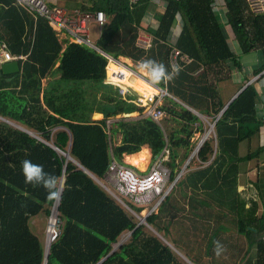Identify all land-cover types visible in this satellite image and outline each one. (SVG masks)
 Segmentation results:
<instances>
[{
    "label": "trees",
    "instance_id": "trees-1",
    "mask_svg": "<svg viewBox=\"0 0 264 264\" xmlns=\"http://www.w3.org/2000/svg\"><path fill=\"white\" fill-rule=\"evenodd\" d=\"M90 1L91 7L81 5L79 10L106 14L107 24L98 41L106 53L141 64L154 60L173 73L171 59L174 48H178L179 71L169 79V91L206 117L214 119L219 115L226 103L216 85L232 78L234 69L242 71L243 64L238 51L231 49L224 26L214 12L215 0H165L169 8L161 17L150 49L141 47L137 36L141 29L148 30L147 15L153 0H140L133 7L129 0ZM225 2L227 24L240 51L262 52V63L252 70L257 76L264 71V13L254 12L247 0ZM178 14L184 18V28L174 38L173 24ZM30 28L33 18L27 11L13 0H0V42H6L13 53L31 50L21 71L6 74L0 68V115L34 124L44 140L0 124V264H190L179 259L173 247L155 231L146 230L147 224L136 227L125 209L87 171L104 177L111 149L113 156L121 160L148 145L155 160L170 150L166 164L173 171L172 180H176L183 160L193 151L192 138L204 133L199 117L171 100L170 106L162 109L180 123L181 129L167 136L151 118L121 119L112 127V137L120 133L121 143L111 146L105 121L145 110L138 105L137 96L131 92L121 95L119 86L108 79L106 56L82 44L60 41L43 19L38 20L34 42L25 39ZM201 67L203 72L196 76ZM55 69H59L60 77L49 79L44 86L43 79ZM244 80H249L248 74ZM41 94L48 111L38 118L34 113L25 115L28 108L34 110L42 105ZM257 97L256 84L252 83L230 104L215 126L216 140L210 138L204 143L171 195L148 216V222L170 237L193 264H201L203 257L210 256L212 238L217 241V234L226 232V227H208L212 220L235 223L236 229L228 238L223 236L222 242L219 240L221 246L230 244L226 248L230 251H216L213 263L209 260L207 264H264V210L257 213V202L250 205L240 190L243 168L255 170L250 183L264 207V145L252 146L264 126L258 116ZM94 114H102L104 119L93 121ZM196 123L200 126L195 127ZM55 129L58 130L53 132ZM243 143L248 147L245 154ZM180 149L186 154L181 156ZM67 152L74 160L63 154ZM24 159L43 165L46 173L58 178V187L62 177L66 178L59 206V233L47 263L46 244L32 231L30 220L41 213L51 215L57 201L48 199L43 186L25 183L21 170ZM125 203L133 208L131 202ZM130 231L128 239L112 251L118 237ZM205 241L207 253L201 256ZM252 256H256V263Z\"/></svg>",
    "mask_w": 264,
    "mask_h": 264
},
{
    "label": "built area",
    "instance_id": "built-area-1",
    "mask_svg": "<svg viewBox=\"0 0 264 264\" xmlns=\"http://www.w3.org/2000/svg\"><path fill=\"white\" fill-rule=\"evenodd\" d=\"M14 1L17 5L25 8L30 13L46 19L49 26L55 31L66 33L71 41L70 43L85 45L106 56L109 60L107 66L108 79L119 86V92L121 95L130 92L135 94L138 98V105L145 109L137 114V119L151 118L159 123L164 129L163 122L169 117V114L166 110L162 109V106L167 99H176L168 89L169 80H164L165 85H163L162 81L155 83L152 79H148L149 82H152L150 83L151 86L158 90L157 94L148 97H145L146 94L140 95V92L136 91L133 86L129 84L130 80L138 77V73L133 70V66L128 62L118 59L116 60L109 56V54L104 52L97 43H93L90 38V26L92 24H96L101 31L107 24V16L103 11H67L57 7L49 8L42 0ZM249 1L252 3L256 0ZM139 2L140 0H129L131 7L137 5ZM165 3L168 2L165 1ZM153 40V35L147 34L138 38V44L143 48L150 49L153 46ZM178 55V51H175L172 54L171 62L173 68L179 66L180 60ZM22 58H24L23 55L12 53L6 43L0 42V63L9 61L18 62ZM124 118L128 119L126 116ZM119 119L111 118L106 121V131L108 135L111 133L112 125ZM169 155L170 150L166 149L158 159L153 161L151 166L148 167L145 172H139L116 160L111 152L112 159L105 177L107 183L112 186V188L105 187L107 193L121 205H124L122 200L127 199L134 204L149 206L150 214H152L159 208L166 198L170 196L173 190H168V186L173 182L172 169L166 164L169 160ZM58 233L59 229L58 231L55 229L53 232L55 237Z\"/></svg>",
    "mask_w": 264,
    "mask_h": 264
},
{
    "label": "crops",
    "instance_id": "crops-1",
    "mask_svg": "<svg viewBox=\"0 0 264 264\" xmlns=\"http://www.w3.org/2000/svg\"><path fill=\"white\" fill-rule=\"evenodd\" d=\"M14 1V0H13ZM43 1V0H42ZM73 5H74V7H72V8H68L67 6H66V4H64V5H62V6H60L59 4L61 3L60 2V0H57L56 1V3H55V5L53 4V5H49V4H46V2H44L46 5H47V7H49V8H53V7H57V8H61V9H65V10H67V11H81V10H79L80 9V7H81V5L82 6H87V7H91L92 6V2L90 1V0H69ZM248 2V1H247ZM75 3V4H74ZM14 4L15 5H17L16 3H15V1H14ZM150 5H155L157 8V10H156V13H157V15H156V17H154L153 15H152V13H151V10H150V14L149 15H147V21H148V23H150V25H148V30H146V29H141L140 30V32H139V35L137 36V41H138V38L140 37V36H145V35H147V34H150V35H153V37H154V40H153V44H154V41H155V39H156V37H157V33L159 32V28H160V25H161V20H158V15L160 14L161 15V17L162 16H164V15H166V13H167V11H168V8H169V6H168V3H165V0H153L152 2H151V4ZM17 6H19V5H17ZM213 6H214V12H216L217 13V15L219 14V15H221V18L222 19H220V22L222 23V24H224V25H226L227 24V18H226V2H225V0H215V2H214V4H213ZM19 8L21 9H24L25 11H27L30 15H31V17L33 18V28H30V29H28L27 30V32H26V34H25V39L26 40H28V39H31V41L32 42H34V40H35V38H36V28H37V23H38V20L39 19H43L44 21H46V23H47V25L49 26V24H48V22H47V20L46 19H44V18H42V17H38L37 15H35V14H32V13H30L28 10H26L25 8H23V7H21V6H19ZM254 9V8H253ZM255 11H257L256 9H254ZM218 15V16H219ZM223 25V26H224ZM228 25V24H227ZM230 26V25H229ZM49 27H51V26H49ZM183 28H184V18L182 17V15H177L176 16V18H175V22H174V24H173V33H172V37H174V38H176V37H179L180 36V34H181V32H182V30H183ZM230 28H231V26H230ZM51 29H53L52 27H51ZM224 31H225V33H226V36H227V38H228V42H229V44H230V47H231V49H233V47H232V44H231V41H230V39H229V35H227V30H226V28H225V26H224ZM54 30V29H53ZM231 31H232V29H231ZM54 32L57 34V36H58V38H59V40L61 41V40H66L68 43H70L71 41H70V39L68 38V36H67V34L66 33H60V32H57V31H55L54 30ZM154 32V33H153ZM157 32V33H156ZM232 34H234L233 32H232ZM234 36V35H233ZM234 38H235V36H234ZM235 40H236V38H235ZM2 42H4V41H2ZM4 43H6V42H4ZM236 43H238V41H236ZM7 44V43H6ZM66 45L64 46L63 45V49H62V52H63V50L65 49V47L67 46V43H65ZM8 45V44H7ZM238 45H239V43H238ZM100 47V46H99ZM9 48V47H8ZM101 48V47H100ZM102 49V48H101ZM10 50V49H9ZM103 50V49H102ZM234 50V49H233ZM11 51V50H10ZM175 51H178L179 52V49L178 48H174V51H173V53L175 52ZM235 51V50H234ZM12 52V51H11ZM30 52H31V50L28 52V53H14V54H21V55H23L24 56V58H22L21 60H19L18 61V63H19V66H20V69H19V71H21V68H22V62H24L27 58H28V55L30 54ZM105 52V51H104ZM236 52V51H235ZM13 53V52H12ZM236 53H238V52H236ZM108 54V53H107ZM109 56H111V55H109ZM112 57V56H111ZM114 58V57H113ZM116 60L118 59V60H121V61H123V59H125L126 60V62H129L130 60L132 61V59L131 58H128V57H125V56H118L117 58H115ZM9 62H13V61H9ZM5 63H7V62H5ZM5 63H0V68L2 69V67H3V65L5 64ZM59 61L57 62V64H56V66H58L59 65ZM139 64V63H138ZM225 64H229V62H227V63H225ZM131 65H133V64H131ZM179 65H180V63H179ZM231 66H232V64H231ZM134 68V67H133ZM201 68H203V67H201ZM245 69V67L243 66V69H242V71H240L239 69H236V71H235V69H234V73H233V76H232V78H234L236 81H234L233 80V83H234V86H235V89H234V91L230 94V96L228 97V99H226V97L224 96V93H220L219 94V96H220V98L222 99V101L224 102V103H229L233 98H234V96L236 95V94H238L240 91H241V86H243V83L245 82V80H244V78L246 77V74H248V76H249V74H250V76H251V72H252V69H248L246 72H244L243 74H242V72H243V70ZM3 70V69H2ZM134 71H136L135 69H133ZM142 70V71H141ZM143 70H148V69H145V68H143V67H141L140 66V68H139V70H137L136 72L139 74V76L137 77V78H135V80L134 81H132V80H130L129 81V84L131 85V86H133V88L136 90V91H139L140 93H142V94H146V96L145 97H147V93H146V83L148 82L149 84H150V82L148 81V79L146 78V75H143V74H146L145 72H143ZM18 71V72H19ZM4 72V71H3ZM142 72V73H141ZM15 73V72H14ZM6 74H8V73H6ZM241 74L243 75L242 77H244V78H242L241 77ZM140 77H142V78H140ZM140 78V79H139ZM143 78H145L146 79V81H145V79H143ZM150 78V77H149ZM138 81V82H137ZM143 82V83H142ZM217 84V83H216ZM220 84V83H219ZM219 84H217L216 85V89L219 91V92H221L220 91V88H219ZM254 84H256V88H257V91H258V97H257V107H258V116H259V118H262V117H264V107L263 106H261L260 104H258L259 103V101H263L264 102V90H263V88H262V86H261V84H259V83H254ZM151 85V84H150ZM157 90V89H156ZM178 100V103L179 104H182V105H184V107H186V108H189V110H191V111H195V112H199V111H197V110H195V109H193V108H191L190 106H188V105H186L184 102H182V101H180L179 99H177ZM41 102H42V105H40V106H36L35 107V109L34 110H32L33 109V107L32 108H28V110L24 113L25 115H27L28 113H34V116L36 117V118H38L39 117V115L40 114H43L46 110L48 111V109L46 108V106H45V104H44V102H43V99L41 98ZM168 102V101H167ZM46 111V112H47ZM49 113H51V114H53L52 112H49ZM138 114V112H136V115ZM102 116V117H101ZM203 116H205V115H203ZM4 117V116H3ZM206 117V116H205ZM5 119H7L8 120V124L7 123H5L6 124V126H8V128H10V129H15V130H18L19 132L20 131H22V132H24V133H29V132H31L34 136H32V135H30V134H28L29 136H31V137H33V138H35V139H37L38 141H41V142H43L42 140H40L39 138H38V136H35V134L36 135H40V133H39V131L37 130V128L36 127H34L33 125H27V124H24V123H21L20 121H18V120H15L14 118H10V117H4ZM94 118H97V120L98 121H100L101 119H103V115H101V114H95V117H93V119ZM208 118V117H207ZM26 120H27V118H25ZM24 119V120H25ZM96 120V121H97ZM165 120H173L171 117H168L167 119H165ZM164 120V121H165ZM36 122V121H35ZM34 122V123H35ZM2 122H0V124H1ZM164 123V122H163ZM164 125V124H163ZM57 130V129H56ZM53 132H55L54 130H53ZM112 132V131H111ZM4 134L5 135H7L8 134V130H6V131H4ZM37 137V138H36ZM110 137V136H109ZM262 137H264V126L261 128V132H260V137H257V139H258V143H259V145H262L261 144V138ZM111 146H112V141H114L115 142V144H113V146H117V145H120V143H121V140H122V136H121V134L120 133H117V134H115L113 137H112V133H111ZM6 140H9V141H11V137L10 138H7V136H6ZM13 140H14V138H13ZM18 142H19V139H18ZM113 142V143H114ZM245 145H246V143H245ZM247 146V145H246ZM146 148H149V150L152 152V149L150 148V146H145V147H143L142 149H146ZM142 151V150H141ZM140 151V152H141ZM139 152V153H140ZM153 153V152H152ZM136 154H138V153H136ZM136 154H132V155H136ZM128 156H131V155H125L124 156V158H127ZM245 170H248V168L247 169H245ZM255 175V170H252L251 171V174L248 176V177H245V173L242 175V177H245V183L247 184H249V186H251V183H250V178L252 177V176H254ZM240 187H242V183H241V185H240ZM256 193L258 192L257 191V189H255L254 187L252 188ZM251 189V190H252ZM242 191V190H241ZM243 192V191H242ZM255 200V202H257V204H256V207L258 208V207H261V209H260V211L261 210H264V207L262 208V206H261V204H260V202L258 201V199H254ZM260 200V199H259ZM258 212H259V209H258ZM215 226H217L218 228H220V227H226V232H223L222 230L217 234L218 235V239H217V241H221L222 242V239H223V236H225L226 238H228L229 237V235H230V233H231V231H233L234 229H236V225H235V223H231V222H227V221H225V222H223V221H220V222H217V221H215V220H212L210 223H209V225H208V227H211V228H213V227H215ZM215 230V229H214ZM223 233L225 234V235H223ZM211 234L212 235H214V232H211ZM239 238H240V242H243L242 240L244 239V236L243 235H241V236H239ZM216 241L212 238V242H211V244H210V248H211V250H210V253H211V255L210 256H205V257H203V259L200 261L201 262V264H207L208 263V261L210 260L212 263H213V256L216 254V243H215ZM228 243V242H227ZM226 243V244H227ZM224 244V243H223ZM230 245V244H229ZM229 245H227V246H229ZM245 245V244H244ZM227 246L226 245H222L221 246V250H219V251H223V248H227ZM226 250H228V251H230V249H226ZM178 252H181L179 249L177 250ZM207 253V242L205 241L204 242V245H203V250H202V254H201V256L202 255H204V254H206ZM222 255L223 256H225L224 254H223V252H222ZM243 259V256L241 257V259L240 260H242ZM211 263V264H212ZM195 264V263H194Z\"/></svg>",
    "mask_w": 264,
    "mask_h": 264
},
{
    "label": "rangeland",
    "instance_id": "rangeland-1",
    "mask_svg": "<svg viewBox=\"0 0 264 264\" xmlns=\"http://www.w3.org/2000/svg\"><path fill=\"white\" fill-rule=\"evenodd\" d=\"M44 2H46V4H49V5H55V3H56V1L57 0H43ZM102 0H99V2H101ZM60 6H62V5H64V4H66V6L68 7V8H72V7H74V5L69 1V0H60ZM75 4V3H74ZM254 4H256V5H261V4H259L258 3V1L257 2H254ZM63 7V6H62ZM150 10H151V13H152V15L154 16V17H156V15H157V13H156V6L155 5H150ZM219 15V14H218ZM158 20H161V15L159 14L158 15ZM219 19H222L221 18V15H219ZM224 25V24H223ZM225 26V28H226V30H227V35H229V39H230V41H231V44H232V47H233V49L235 50V51H238V53H239V57L241 58V62H242V64H243V66L245 67V69L243 70V72H242V74L244 73V72H246L248 69H252V68H256V67H258L261 63H262V52L261 51H259V50H257V51H252V52H250V53H242L241 51H240V49H239V45H238V43H236V40H235V38H234V36H233V34H232V31H231V28H230V26L229 25H224ZM100 29H99V27L96 25V24H92L91 26H90V38H91V40H92V42L93 43H97L98 44V41L100 40ZM64 46L66 45V44H63ZM230 45V44H229ZM123 61H126L125 59H123ZM128 63H130V64H133V67H134V69L137 71V70H139V68H140V66H141V63H137V62H134L133 60L131 61H129ZM142 71V70H141ZM143 72H146V74H143V75H146V78L147 79H151V77H150V70L148 69V70H143ZM142 73V72H141ZM241 74V77L243 76ZM58 77H60V72H59V69H55L54 71H53V74L52 75H49V76H47L46 78H44L43 79V85L45 86L46 85V83H47V81L49 80V79H52V80H54V78H58ZM150 77V78H149ZM249 77H253V76H250V74H249ZM136 78V77H135ZM135 78H133L132 79V81H134L135 80ZM242 78H244V77H242ZM140 79V78H139ZM233 80L234 81H236L234 78H230V79H227V80H223V81H221L220 82V84H219V88H220V91H221V93H224V96L226 97V99H228V97L230 96V94L234 91V89H235V86H234V83H233ZM259 84H261V86H262V88H263V90H264V78H260L259 80ZM138 82V81H137ZM143 83V82H142ZM150 83H152V82H150ZM61 85L62 86H64V83H61ZM146 88L147 89H150V86L146 83ZM41 98H42V94H41V96H40ZM170 102H164V104H163V106H170ZM258 104H260L261 106H263L264 107V102L263 101H259V103ZM162 106V107H163ZM141 113V112H140ZM93 117H95V116H93ZM137 117V115H136V113H133L131 116H129V118H132V119H135ZM262 122H264V117H262V118H259ZM94 121H96L97 120V118H94L93 119ZM211 120H212V118H207V117H205V120H201L207 127H210V125H209V123L210 124H212L211 123ZM98 121V120H97ZM0 122H2V123H9L8 122V120L7 119H5L3 116H1L0 115ZM164 129H165V131H166V134H167V136H170L173 132H175V131H177L178 129H181V126H180V123H177V122H175L174 120H165L164 121ZM114 126V125H113ZM112 126V127H113ZM35 136H38L39 137V139L40 140H42V137L38 134V135H36L35 134ZM203 136L204 135H202V134H197V135H195L194 136V138L192 139V145H193V147H195V146H197L198 144H199V142H200V140L203 138ZM114 141H112V146H113V144H115V142L113 143ZM261 144L262 145H264V137H262L261 138ZM253 148H257V146H259V143H258V139H257V137L253 140ZM196 149V147L194 148V150ZM181 150V149H180ZM247 151H248V147L245 145V143H243V154H245V153H247ZM61 152V151H60ZM61 154H62V152H61ZM186 154V152H185V150L184 149H182L181 150V156H183V155H185ZM125 156V155H124ZM124 156L122 157V159L121 160H119L120 162H122V163H124L125 165H127V166H130V167H132L133 169H135L136 171H139V172H145L146 171V169L147 168H141V166H139V165H135L133 162H131L130 160H127L126 158H124ZM197 157V154L196 153H194V151H192L191 153H190V155L185 159V160H183V164H182V168L184 169V172H185V166L189 163L188 161H191L193 158H196ZM152 158H153V153L151 152V157H150V162H149V164H148V166H150L151 164V161H152ZM155 160V159H154ZM199 165L200 164H196L195 166L197 167V168H200L199 167ZM147 166V167H148ZM245 169H247V168H243V174L245 173V177H248L250 174H251V172H249L248 170H245ZM256 173V172H255ZM245 177H242L241 179H242V187H240V190H242L243 192V195L245 196V198L247 199V200H249V204L251 205L252 204V202L254 201V199L256 198V199H258V201L260 202V200H259V198H258V192L256 193L252 188H253V186H249V184L247 183H245ZM103 180V179H102ZM180 182V179L179 180H174V182H171V185L170 186H168V190H174V188H176L177 187V185H176V183L178 184ZM252 189V190H251ZM173 190H172V192H173ZM171 192V193H172ZM117 203V202H116ZM118 204V203H117ZM129 204V203H128ZM128 204L127 203H125L124 205H123V207H125V211H126V209H127V211H126V213H127V215L129 216V217H131L132 218V220L134 221V222H136L137 224H138V222H139V220L142 218V217H146V216H148L149 214H150V207H146V211L145 210H141V211H138V209L136 208V206H134L133 205V208L132 207H130L135 213H136V215H133L130 211H128V208H129V206H128ZM136 205H138V204H136ZM138 206H141V205H138ZM260 209H261V207H259V212H260ZM157 211V210H156ZM258 211H257V213H259ZM51 218H52V216L51 215H49V216H46L45 215V213H41V214H39V215H37V216H35V217H32L31 218V220H30V226H31V229H32V231L40 238V240H41V242H42V244L43 245H45L46 244V247H47V236H48V234L46 233V231H49L48 230V228H49V222H51ZM58 219V218H57ZM58 222H57V226H56V230L58 231V228H59V219L57 220ZM149 225H151L150 223H149ZM149 225H145V228H146V230H148V231H150V232H154V230L151 228V227H153V228H155L153 225H151V226H149ZM186 225L187 226H190V224L188 223V222H186ZM155 233V232H154ZM158 233H160V234H162V235H164L165 236V234H164V232H159L158 231ZM128 234H130L129 232H124V233H122L119 237H118V242H117V244H115V248H117V246L119 245V244H122V243H124L127 239H128V237H129V235ZM166 237V236H165ZM167 238V237H166ZM169 241H170V237H168L167 238ZM172 240V239H171ZM165 241V240H164ZM171 242V241H170ZM172 243V242H171ZM172 244H174V243H172ZM175 245V244H174ZM176 246V245H175ZM176 248H178L177 246L175 247V253H176V255H177V257L179 258V259H181L182 261H186V259H185V254H184V252H183V250H181L180 248H178L181 252H178L177 251V249ZM187 247H185V248H183L184 250L186 249ZM234 249H235V247H234ZM241 251V249H239V252ZM245 251H246V249H245ZM239 252H238V256H239ZM252 253L254 254V249H253V251H252ZM235 255H236V251H235ZM228 256H230V254L228 255ZM248 255H246L245 254V258L247 257ZM253 257V260H254V262L256 263V256H252ZM249 258V257H248ZM248 258L246 259L247 261H248ZM241 259V258H240ZM239 259V260H240Z\"/></svg>",
    "mask_w": 264,
    "mask_h": 264
},
{
    "label": "clouds",
    "instance_id": "clouds-1",
    "mask_svg": "<svg viewBox=\"0 0 264 264\" xmlns=\"http://www.w3.org/2000/svg\"><path fill=\"white\" fill-rule=\"evenodd\" d=\"M248 1V3L250 4V6H251V8H252V10L254 11V12H256V13H264V0H256L255 2H257L258 1V3L259 4H261V5H256V4H254V2H250L249 0H247ZM252 4H253V6H252ZM256 9L257 11H255L254 9ZM100 33H101V30H100ZM98 45V44H97ZM99 46V45H98ZM90 48V47H89ZM181 59H183V60H186V61H190V59H188L187 57H182ZM180 60V59H179ZM124 62H126V61H124ZM133 66V65H132ZM141 67H143V68H145V69H149L150 70V77H151V79H152V81H154L155 83H159V82H161L162 81V84H163V82H165L164 80H169V79H171L172 78V76H173V74H176V73H178V71H179V68L178 67H176V68H174L173 69V73H169L168 71H167V69L164 67V65H162V64H159V63H157L156 61H154V60H145V61H143L142 62V64H141ZM134 69V68H133ZM253 70V69H252ZM203 72V68H199L198 70H197V72L195 73V75L196 76H198V75H200L201 73ZM252 73V72H251ZM264 73V71L263 72H261L260 74H258L257 76H253V73L251 74V76H253V77H249V80H245V84H243V86H242V88H241V90L244 88V86L245 85H247V88H248V86L250 85V84H252V83H259V77L262 75ZM163 85H165V84H163ZM169 86V85H168ZM169 89V88H168ZM245 90V89H244ZM243 90V91H244ZM242 91V92H243ZM241 92V91H240ZM239 92V93H240ZM241 92V93H242ZM171 93V92H170ZM238 93V94H239ZM172 94V93H171ZM238 94H236V95H238ZM140 95H145V94H142V93H140ZM173 95V94H172ZM235 95V96H236ZM241 95V94H240ZM239 95V96H240ZM174 96V95H173ZM234 96V97H235ZM238 96V97H239ZM175 97V96H174ZM176 98V97H175ZM171 100H175L176 102H178V100H177V98L176 99H174V98H170V99H167L165 102H170L171 103ZM228 104V103H227ZM226 104V105H227ZM184 106V105H183ZM230 106V105H229ZM228 106V107H229ZM164 107V106H163ZM226 107V106H225ZM225 107H224V109H225ZM227 107V108H228ZM187 109H189V108H187ZM223 109V110H224ZM223 110L219 113V115H217L214 119H212L211 120V123L212 124H210L209 123V125H210V127H207L202 121H201V123L203 124V126H204V133L202 134V135H204L203 136V138L200 140V142H199V144L197 145V146H195L196 147V149L194 150V148L195 147H193V145H192V147H193V151H194V153H196L197 154V157H198V153H199V151H200V149L202 148V146L204 145V143L207 141V140H209L210 138H214L215 140H216V133H215V126H216V124H217V122L221 119V117L223 116ZM227 110V109H226ZM225 110V111H226ZM191 111V110H190ZM224 111V112H225ZM191 112H193L195 115H197L198 117H199V119L200 120H205V116H203L201 113H199V112H195V111H191ZM138 113H140V112H138ZM102 115V114H101ZM132 114H128V115H125V114H123V115H119V116H115V117H113V118H121V119H124V120H136L137 119V117L135 118V119H132V118H129V116H131ZM94 116H95V114H94ZM127 117L128 119H126V118H124V117ZM209 118V117H208ZM103 119H104V117H103ZM103 119H101V120H103ZM121 119H119V120H117V121H120ZM92 120H93V117H92ZM100 120V121H101ZM94 121V120H93ZM107 121V120H106ZM106 121H105V125H106ZM117 122H115L113 125H115ZM112 125V126H113ZM200 126V123H196L195 124V127H199ZM58 130V129H57ZM56 129L54 130L55 132L57 131ZM105 131H106V126H105ZM111 131H112V128H111ZM110 131V132H111ZM112 133V132H111ZM111 133H110V135H108L107 134V131H106V134L108 135V136H110L111 137ZM197 134H201V133H197ZM197 134H195V135H197ZM39 138V137H38ZM194 138V137H193ZM192 138V139H193ZM42 141L44 142V140L42 139ZM46 143V142H45ZM47 145H49V146H52V144L51 143H46ZM216 144H217V142H216ZM53 147V146H52ZM60 151V150H59ZM111 152H112V149H111V151H110V155H111ZM112 154H113V152H112ZM114 157V156H113ZM115 158V157H114ZM112 159V158H111ZM116 160H117V158H115ZM194 159V158H193ZM192 159V160H193ZM192 160L191 161H188L189 163L185 166V171H186V169H187V167H188V165L192 162ZM212 160H213V158H212ZM212 160H210V162H208V163H206L205 164V166H207L209 163H211L212 162ZM119 161V160H118ZM153 161H154V158H152V161H151V163L150 164H152L153 163ZM120 162V161H119ZM111 163V162H110ZM122 163V162H121ZM77 164V163H76ZM78 165H80V164H78ZM110 165V164H109ZM151 166V165H150ZM150 166H148V167H150ZM148 167H147V169H148ZM109 169V166H108V168H107V170ZM146 169V170H147ZM21 170H22V174H23V176H24V181H25V183H27V184H32V185H34V186H36V185H39V186H43L46 190H47V193H48V199L49 200H61V191H60V189L59 188H61V183H60V187H58V184H59V180H58V178L56 177V176H54V175H51V174H49V173H46L45 171H44V168H43V165H40V164H37V163H34V162H32L31 160H29V159H24L22 162H21ZM107 172V171H106ZM173 172V171H172ZM88 173L90 174V172L88 171ZM185 172H184V169L182 168L181 169V171H180V174L178 175V177L176 178V180H179L180 178H181V176L184 174ZM92 174V173H91ZM90 174V175H91ZM105 175H106V173H105ZM65 176V175H64ZM91 177H93V176H91ZM94 177H96V178H93L94 180H95V182L107 193V191H106V189H105V187H107V188H112V186H110L108 183H107V180H106V177L104 176V177H97V176H95L94 175ZM66 179V178H65ZM103 179V180H102ZM173 182H174V180H173ZM65 185V184H64ZM176 185H177V183H176ZM108 194V193H107ZM109 195V194H108ZM171 195V194H170ZM110 196V195H109ZM111 197V196H110ZM112 198V197H111ZM123 202H124V204H125V202L127 201V202H130V201H128L127 199H123L122 200ZM116 202V201H115ZM132 204H134L133 202H131ZM119 204V203H118ZM121 205V204H120ZM135 206H138V205H136V204H134ZM60 206V205H59ZM122 207H123V205H121ZM138 207H141V208H146V207H149V206H138ZM124 209H125V207H123ZM58 210H59V207H58ZM126 211H127V209H126ZM128 211H130L133 215H135L136 213L131 209V208H129L128 209ZM52 215V214H51ZM58 215H59V211H58ZM149 216V215H148ZM58 219H59V217H58ZM57 219V220H58ZM59 229V228H58ZM46 233L48 234V231H46ZM216 243V250H217V253H219V250H220V248H221V245H220V243H219V241H216L215 242ZM174 245V244H173ZM175 246V245H174ZM173 249H175V248H173ZM177 250H178V248H176ZM188 258V257H187Z\"/></svg>",
    "mask_w": 264,
    "mask_h": 264
},
{
    "label": "bare ground",
    "instance_id": "bare-ground-1",
    "mask_svg": "<svg viewBox=\"0 0 264 264\" xmlns=\"http://www.w3.org/2000/svg\"><path fill=\"white\" fill-rule=\"evenodd\" d=\"M138 76H139V74H138ZM140 78H142V77H140ZM143 79H145V78H143ZM145 81H146V79H145ZM147 84L150 86V89L146 88L147 97L148 96H153V95L158 93V90L153 88V86H151L148 82H147ZM63 154L68 159L74 160L70 156L69 152L63 153ZM150 157H151V151L149 150V148H146V149H142V151L140 153L136 154V155L128 156L126 159L130 160L135 165L141 166V168H147V166H148V164L150 162ZM62 189H63V186L61 185V188H60L61 193H62ZM59 202H60V199L57 200V202H56V205H55V207L53 209V212H52L51 222H49V228H48L49 231H48V236H47V247H46L47 251L49 250V247H51V245L53 243V232L56 229L57 222H58L57 218H58V211H59L58 210Z\"/></svg>",
    "mask_w": 264,
    "mask_h": 264
},
{
    "label": "water",
    "instance_id": "water-1",
    "mask_svg": "<svg viewBox=\"0 0 264 264\" xmlns=\"http://www.w3.org/2000/svg\"><path fill=\"white\" fill-rule=\"evenodd\" d=\"M2 69H3V71H4V73H14V72H18L19 71V69H20V66H19V63L17 62V61H13V62H7V63H5L4 65H3V67H2ZM247 88V85H245L244 86V88L241 90V92L244 90V89H246ZM241 92L238 94V95H236L227 105H226V107H225V109L223 110V113H224V111L227 109V107L236 99V98H238V96L241 94ZM28 134H30V135H32V136H34L31 132H29ZM37 138V137H36ZM56 150H58V149H56ZM79 164V163H78ZM87 171V170H86ZM88 172V171H87ZM91 174V173H90ZM91 176H93V178H96V177H94V175L93 174H91ZM64 184H65V176H63L62 177V179H61V185L63 186V189H64ZM60 189V188H59ZM63 189H62V192H63ZM61 195H62V193H61ZM61 198V197H60ZM59 205H60V202H59ZM59 207V206H58ZM140 224H147V225H149V222H148V216H146V217H142L140 220H139V222H138V224H136V227L138 226V225H140ZM149 226H151V225H149ZM159 236H161L163 239H165L166 240V242L168 243V244H170L173 248H175V246L171 243V242H169L162 234H160V233H158V231L155 229V228H153V227H151ZM130 234H131V231H130ZM56 237L54 236V234H53V240L55 239ZM120 245V244H119ZM118 245V246H119ZM52 246V245H51ZM117 246V247H118ZM116 248L114 247V249L112 250V251H114ZM49 250H51V247H49ZM49 250L47 251L46 250V263H47V258H48V254H49ZM185 259H186V261H188L190 264H193L186 256H185Z\"/></svg>",
    "mask_w": 264,
    "mask_h": 264
}]
</instances>
